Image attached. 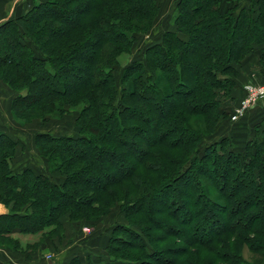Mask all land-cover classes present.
I'll list each match as a JSON object with an SVG mask.
<instances>
[{
	"label": "trees",
	"instance_id": "obj_1",
	"mask_svg": "<svg viewBox=\"0 0 264 264\" xmlns=\"http://www.w3.org/2000/svg\"><path fill=\"white\" fill-rule=\"evenodd\" d=\"M240 2L179 0L173 30L137 60L158 0H32L0 24L13 114L45 124L78 111L76 136L36 134L45 173L15 172L19 143L0 133V241L63 240L66 222L96 224L118 208L111 264H255L244 247L264 264V131L243 152L228 137L201 149L234 89L246 96L238 66L259 50L264 74V0Z\"/></svg>",
	"mask_w": 264,
	"mask_h": 264
},
{
	"label": "crops",
	"instance_id": "obj_2",
	"mask_svg": "<svg viewBox=\"0 0 264 264\" xmlns=\"http://www.w3.org/2000/svg\"><path fill=\"white\" fill-rule=\"evenodd\" d=\"M16 1L17 0H0V24L9 19L21 17L30 10L31 6L27 4L28 1H20L19 5L12 9ZM167 30H173V26H170ZM162 35L163 33H161L159 39L155 42H160ZM259 56L260 52L257 51V53L249 56L243 62L241 76L238 79L240 85L258 84L264 81V74H262L263 70L259 66ZM234 94L235 108L245 99V94L242 91L235 92ZM14 97L15 93L0 82V133L7 134L19 143L16 160L13 163V170L15 172H21L29 168L36 173H45V170L34 165L32 157L36 155L26 152V150L32 151L35 146V137L32 135L33 137L31 136V140L29 139L25 142L21 138L26 137L27 134H16L18 130L25 131L24 127L17 123L12 114ZM31 130L33 131V129ZM263 131L264 99L255 108L248 111L246 116L235 121L225 120L221 122L214 135L213 142L228 137L235 151L243 152L246 143L252 138L261 135ZM40 170H42V172ZM56 180H60V178H56ZM6 213H8L7 208L3 204H0V215ZM105 232L100 231L93 235L76 234L70 236V239L67 237L66 239H68V241L57 248L59 253L54 255L52 259L44 258L39 251L33 253L32 257L28 259L22 254L0 248V264H70L73 260H78L80 264H111L108 260L106 251L109 235H106ZM65 245H68V247L66 248Z\"/></svg>",
	"mask_w": 264,
	"mask_h": 264
},
{
	"label": "rangeland",
	"instance_id": "obj_3",
	"mask_svg": "<svg viewBox=\"0 0 264 264\" xmlns=\"http://www.w3.org/2000/svg\"><path fill=\"white\" fill-rule=\"evenodd\" d=\"M20 1H23V2L28 1L27 4L30 5L31 7L33 6L32 0H17L13 4L12 9H14V7L16 8V6L19 5ZM178 1L179 0H158L159 5H160V12H159V15L155 21V25H154L153 30L150 32V34L140 38L141 40L139 41V43L134 46V50L132 53L133 57L131 56L132 58L130 56H123L120 58L122 67H124L128 63L130 58L134 59V60L142 58L143 49L146 46H148L149 44L158 40L161 33L165 32V30H167L170 26H172V17L174 15ZM249 1L250 0H241L240 7L247 6L249 4ZM78 16L79 15H75L73 17L75 19H78ZM258 52H260V51L258 50ZM122 67L117 69V71H116L115 75L118 78L121 74ZM241 67L242 66H238V75L235 77L236 79H239V77L241 76ZM2 73H3V69H0V75H2ZM4 73H5V70H4ZM237 83H239V80H237ZM4 85L7 86L11 90V88L8 85H6V84H4ZM247 85H249V84H247ZM247 85H245V87ZM252 85H260V83L252 84ZM16 88L21 89L20 85L16 86ZM235 88L237 89V87H235ZM235 92H238V90L234 89L232 96H231L232 99H233V95H235L234 94ZM178 99H179V97H178ZM176 100H177V97L175 98V100H171L172 102L170 104H172L173 102H176ZM242 102H241V104H242ZM241 104L239 106L235 107L232 115L230 114V109H231V107H234V102H232V103L228 102V104H224L227 106V109H228L226 111L227 114L225 117L220 118V121H219V123L215 129L214 134L205 140L204 144L201 147L202 151L204 150L205 146L211 145L215 142V141L213 142V138H214V135L216 134L217 129L219 128V125L221 124V122H223L225 120L235 121L233 119L234 115H235L234 113H235L236 109H238L241 106ZM166 108H169V104H168V106H166ZM12 114H13V112H12ZM244 116H245V114H244ZM13 117L15 118V120L17 121L18 124H20L24 127L25 132L18 130L16 132V134L17 135L27 134L26 137L21 138L25 142L28 141L29 139L31 140L32 135L34 137H36L37 133H41L44 131L50 132V133L55 134L57 136H67V135L76 136L78 133V128L76 126V119L78 117V111L77 110H71L62 119L51 120L50 122L45 123V124H43L41 122V120H34L31 123H26L24 120L17 118L14 114H13ZM199 121H203V120L199 119ZM31 129H33V131ZM34 145H35V141H34ZM26 152H28L29 154L34 153L36 155V156L32 157L35 166H37V167L39 166L42 170H45V171L47 170L46 161L38 153L36 146L33 147L32 151L26 150ZM29 156H31V155H29ZM15 160H16V158H15ZM15 160L13 161V163L15 162ZM42 170H40V171L42 172ZM57 181H59V180H57ZM122 222L124 223V220H123V217L121 216V214L119 213L118 208H113L111 213L107 217H104L103 219L98 221L96 224H94V223L90 224V223H86L83 221L74 222V223L66 222V224H65V237L63 240L56 238L54 236V234H52L50 236H48L49 234H45V236H48L47 238L42 237V236L38 237V236H30V235H14L11 239L7 240L6 242H7L8 246L14 247L13 249L16 250L15 252H17V254H22L23 256L27 257L26 252H30V250H32L34 248V251L35 250H36V252L39 251V253H41L44 258L48 259V257H54V255L59 253L57 248L59 246H62L66 241H68V239H66L67 237H69V239H70V236H74L76 234L93 235V234L100 232V231L101 232L106 231L105 232L106 235H109L111 229L115 225L122 223ZM51 237H54L55 239L53 240ZM1 241L5 242L4 240H1ZM16 244L19 247H17ZM65 247L67 248L68 245H65ZM241 254L250 263L259 264V263H261V261H263V258L261 255L250 252L247 247H244L241 250Z\"/></svg>",
	"mask_w": 264,
	"mask_h": 264
},
{
	"label": "built area",
	"instance_id": "obj_4",
	"mask_svg": "<svg viewBox=\"0 0 264 264\" xmlns=\"http://www.w3.org/2000/svg\"><path fill=\"white\" fill-rule=\"evenodd\" d=\"M246 97L243 100L241 106L236 109L234 120H237L244 116V114L257 106V104L264 99V84L252 85L249 84L245 87ZM52 259V257H48Z\"/></svg>",
	"mask_w": 264,
	"mask_h": 264
}]
</instances>
